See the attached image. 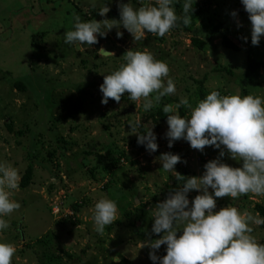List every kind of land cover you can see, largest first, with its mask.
<instances>
[{"label":"rangeland","instance_id":"1","mask_svg":"<svg viewBox=\"0 0 264 264\" xmlns=\"http://www.w3.org/2000/svg\"><path fill=\"white\" fill-rule=\"evenodd\" d=\"M118 1L96 0L93 7L88 0H0V161L18 168L21 179L29 166L34 169L28 188L20 187V179L19 190L11 196L20 208L5 217L9 228L0 232V242L16 248L12 264H153L152 250L140 248L141 242L159 238L151 232L152 208L183 183L161 169L160 155H179L186 163H177L174 170L184 177H199L204 164L217 158L220 150L209 146L197 151L182 139L169 148L167 124L156 131L146 117L148 112L175 105L181 97L195 107L201 82L206 94L216 90L221 95L242 96L239 81L248 56L264 57V36L257 46L251 45L250 21L240 0H195L206 3L203 17L189 30L178 26L163 37L145 33L143 39L133 40L125 29L114 27L103 38L97 37L113 56L63 42L76 16L82 22L119 21ZM130 3L138 8L146 6L147 0ZM104 4L109 11L100 16ZM182 5L183 0L173 5L177 16L182 15ZM22 10L27 13L18 12ZM233 11L236 17L230 15ZM219 24L220 30L209 41L212 27ZM194 38L208 41L204 50L193 44ZM224 38L241 50L224 47ZM129 49H146L165 62L176 86L174 95L154 101L148 111L142 101L130 100L127 93L122 102L101 104L99 86L104 75L125 62L123 54ZM18 82L25 84L26 91L16 87ZM249 91L264 99V68ZM186 110L185 118L190 115V109ZM130 126L137 134L141 126L146 132L151 128L157 151L149 153L138 145ZM120 152L125 156L120 157ZM118 158L119 169L102 170ZM222 162L241 166L227 152ZM95 167L100 170L96 179L89 171ZM197 194L190 192L189 201ZM101 196L117 206L116 220L102 235L94 231L89 211ZM216 203L214 211L233 206L255 214L256 205L264 206V196L223 197ZM252 228L251 234L264 244V230L260 225ZM165 248L161 245L155 254L162 257ZM114 256L119 257L115 262Z\"/></svg>","mask_w":264,"mask_h":264},{"label":"clouds","instance_id":"2","mask_svg":"<svg viewBox=\"0 0 264 264\" xmlns=\"http://www.w3.org/2000/svg\"><path fill=\"white\" fill-rule=\"evenodd\" d=\"M95 7L96 0H88ZM177 0H147L146 6L133 8L127 4H117L119 21L104 19L82 22L74 17L73 30L66 31L63 42L83 49L84 45H95L97 37L103 38L114 27H122L131 34L133 40H141L145 33L165 36L181 21L190 23L188 15L193 11L195 0H183L182 15L177 16L173 5ZM250 21L251 45L257 46L264 36V0H240ZM109 8L103 5L98 11L105 16ZM236 17L235 11L231 12ZM237 27H240L237 22ZM117 37L121 33L117 31ZM247 38H245V41ZM101 56H113L103 48ZM124 63L108 75H104L99 86L102 93L101 104L109 99L119 102L127 93L132 101H142L144 111L150 110L154 101L174 95L176 86L169 76V68L163 61L156 60L147 51L127 50L123 54ZM181 106L190 109L187 118L178 114ZM167 131V146L173 142L186 141L190 148L203 152L205 147L219 149L218 157L204 164L199 177H184L174 170L181 161L179 155L163 153L159 157L161 169L175 174L177 181H183L162 201L152 208L153 234L158 239L140 243V248L148 247L149 259L153 264H264V244L258 243L251 234L252 225H264V217L259 213L241 212L237 207L227 206L214 211L217 198L228 197L237 200L245 194L264 196V99L260 96L221 95L213 90L198 101L195 107L187 97H181L175 105H164ZM139 122H137V126ZM130 132L137 136V144L143 145L149 153L157 151L156 136L151 128L144 134H137L130 126ZM227 152L232 160H239L240 167H231L222 162ZM21 176L11 164L0 161V232L9 228L5 217L19 210L20 204L11 199L19 190ZM209 189L211 191H209ZM198 194L191 202L188 194ZM94 231L102 235L106 226L117 218L116 203L101 196L89 209ZM177 233H180L179 236ZM165 245L166 254L158 257L155 252ZM16 248L11 243L0 242V264H12ZM119 257H112L113 262Z\"/></svg>","mask_w":264,"mask_h":264},{"label":"trees","instance_id":"3","mask_svg":"<svg viewBox=\"0 0 264 264\" xmlns=\"http://www.w3.org/2000/svg\"><path fill=\"white\" fill-rule=\"evenodd\" d=\"M205 4H201L199 3L198 1H195V3L193 2V11H192V14H191V10L189 11L188 15L191 17V20H190V23L185 26L181 21H178L177 22V27L178 26H182L184 30H189L191 28V24H194L198 19H201L205 13ZM94 12V11H93ZM95 13V12H94ZM221 28V25H217L215 27H212V30L210 31V35H209V41L211 38H213L217 32L220 30ZM207 41V40H206ZM205 40H201V39H198V38H194L192 40L193 44L199 49V50H204L205 47L207 46L208 44V41L206 42ZM223 46L228 48V49H231L233 51H240L241 49L239 48V46L235 45L233 43V41H231L230 39L228 38H224L223 39ZM264 68V57L260 60H256L254 58H252L250 55L248 56L247 58V65H246V70L243 74V77L241 78V80L239 81V84L241 85V87L243 88V93H242V96L243 95H253L250 91H249V87L252 85V82L255 78V76L257 75V73L259 72L260 69ZM221 72L225 71V69H220ZM229 74H232L230 73V71H228ZM200 86H199V89L197 90V95H198V98L200 100L204 99L205 96L207 95L206 93H204V90H203V83H199ZM16 87L18 89H20L21 91H26V86L24 83L22 82H18L16 83ZM255 96V95H253ZM125 100V97L124 96H121V100L119 102H122ZM178 102V100H176ZM109 102H113V103H117V102H114L112 101L111 99H109ZM118 102V103H119ZM162 108L163 106H160L159 108H157L156 110L154 111H151V112H148V115L146 116L148 120H152L153 124L155 125V129L156 131L160 130L161 126L166 123V115L165 113H163L162 111ZM179 112H180V116L182 117H185V114L187 112L186 108L184 107H181L179 109ZM146 133V129L141 126L140 128V134H144ZM125 153L123 152H120V157L121 156H125L124 155ZM120 159H116L113 161L112 165H110L109 167H102L103 171L104 172H109L111 173L112 169L117 170L120 168ZM96 169H91L89 170L90 171V174L93 176L94 179H96V173L99 170V167H95ZM33 167L32 166H29L28 169L26 170V173L24 174V176L22 177L21 179V183H20V187L22 189H26L30 186L31 182H32V179H33ZM124 200V199H123ZM79 207H81V205H77L76 207H74L75 209H79ZM255 211L256 213H259V215L261 217H264V206L263 205H256L255 206ZM260 227L264 230V225H260Z\"/></svg>","mask_w":264,"mask_h":264},{"label":"water","instance_id":"4","mask_svg":"<svg viewBox=\"0 0 264 264\" xmlns=\"http://www.w3.org/2000/svg\"><path fill=\"white\" fill-rule=\"evenodd\" d=\"M118 3L119 4H127L128 0H119ZM152 6L158 7V5H155L154 0H153V3H152ZM97 41L98 42L95 45H84L83 49H92L93 48V49L99 51L102 48V40L101 39H97ZM77 49L80 50L79 48H77ZM104 50L106 51V49H104ZM106 52H108V51H106Z\"/></svg>","mask_w":264,"mask_h":264},{"label":"crops","instance_id":"5","mask_svg":"<svg viewBox=\"0 0 264 264\" xmlns=\"http://www.w3.org/2000/svg\"><path fill=\"white\" fill-rule=\"evenodd\" d=\"M20 14H23V13H27L26 11H18ZM3 21H6V20H3ZM5 23V22H4Z\"/></svg>","mask_w":264,"mask_h":264}]
</instances>
